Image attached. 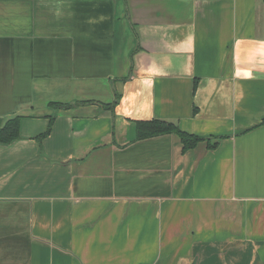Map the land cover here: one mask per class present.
<instances>
[{"label":"crops","instance_id":"1","mask_svg":"<svg viewBox=\"0 0 264 264\" xmlns=\"http://www.w3.org/2000/svg\"><path fill=\"white\" fill-rule=\"evenodd\" d=\"M14 117L0 264H264V0H0Z\"/></svg>","mask_w":264,"mask_h":264},{"label":"trees","instance_id":"2","mask_svg":"<svg viewBox=\"0 0 264 264\" xmlns=\"http://www.w3.org/2000/svg\"><path fill=\"white\" fill-rule=\"evenodd\" d=\"M195 86V82H194ZM119 99V94L116 92L114 95V100L107 107L113 108ZM50 105L55 108H68L71 104H62V103H51ZM51 120L45 132H43L39 138L46 136L50 132ZM264 123V118L262 122ZM18 124L19 118L14 117L6 121L5 125L0 128V141L8 143L18 136ZM163 134H176L182 143V150L186 151L189 148H192L196 145L201 139H206L194 134L187 133L180 130L177 126L170 122L151 119L146 121H137L136 122V139H143L146 137H152ZM216 143L210 144V147L215 146Z\"/></svg>","mask_w":264,"mask_h":264}]
</instances>
